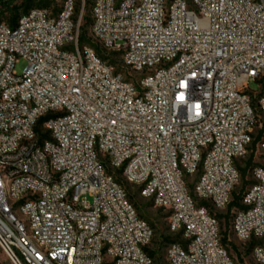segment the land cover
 Wrapping results in <instances>:
<instances>
[{"label": "built area", "instance_id": "built-area-1", "mask_svg": "<svg viewBox=\"0 0 264 264\" xmlns=\"http://www.w3.org/2000/svg\"><path fill=\"white\" fill-rule=\"evenodd\" d=\"M85 8L0 21V251L10 264H155V230L121 177L181 234L169 264H237L218 214L254 153L229 227L264 264V0H90L107 57L81 41Z\"/></svg>", "mask_w": 264, "mask_h": 264}, {"label": "rangeland", "instance_id": "rangeland-1", "mask_svg": "<svg viewBox=\"0 0 264 264\" xmlns=\"http://www.w3.org/2000/svg\"><path fill=\"white\" fill-rule=\"evenodd\" d=\"M86 1V8L83 13L84 18L82 20V26L85 30V40L82 41V43H86L96 50L102 51L98 43H95L92 41V37L90 34V22H88L86 19L90 18V0ZM62 0H51L50 7L58 9L61 6ZM83 0H77V5H82ZM81 10L78 14H80ZM114 61L116 66L121 69L122 64L119 59V57L114 56ZM27 66V62L25 59H20L16 63V71L19 74H22L24 71V68ZM260 82L257 81H250V88L259 91L261 89ZM125 185H127V188L132 192L133 194V200L132 202L137 208V212L139 216L147 220L154 228L155 235L154 238L150 244V249L155 252L154 256V262L155 264H169L166 257V249L168 246V242L164 239L167 236L174 237L177 235L176 233H173L169 229V216L168 212L163 210L162 208L156 206L151 200L142 198L138 194L137 186L134 184L127 183L123 178L120 177ZM248 179V178H247ZM192 186V185H191ZM242 187V182L237 186L236 191L239 192ZM89 201H92L91 197H88ZM223 227L225 226V220H222ZM229 240L234 243L239 248V254L232 251V256L236 260L237 264H256L253 260L250 251L247 250L248 245H244L242 242H240L232 233L229 235ZM0 260L4 264H10L8 259L5 257V255L0 251Z\"/></svg>", "mask_w": 264, "mask_h": 264}, {"label": "trees", "instance_id": "trees-1", "mask_svg": "<svg viewBox=\"0 0 264 264\" xmlns=\"http://www.w3.org/2000/svg\"><path fill=\"white\" fill-rule=\"evenodd\" d=\"M50 3H51V0H0V21H5L9 25L14 27L17 25L19 18L23 14H26L27 12H29L30 9H32L35 6L50 7ZM89 4H90V2H89ZM77 11H79V5H77ZM89 11H90V8H89ZM86 20L88 22H90V24H91V18H87ZM80 38H81V41H84L86 38L85 37V30H84L83 26L81 27ZM97 51L100 54H102L104 57L106 56L103 51H100V50H97ZM44 120H45V118L42 119L41 122H43ZM263 130H264V127H263ZM263 130H261V133H263ZM253 156H254V153H252L251 156L249 157V159L245 162V166L240 167L241 176H242L241 190L239 192H237L236 190L234 191L233 201L229 205L227 212L224 214H218L219 218L221 219L222 241H223L224 245L228 248L231 255H232V251L236 252L237 254H239L240 252H239V248L229 240V235H230L229 218H230L231 210L234 207H242V205H241L242 195H243L244 191L246 190L247 186L251 182L247 178H248L249 168L252 165ZM118 180L124 184L122 179L118 178ZM125 187L128 191V196H129L130 200L132 201L134 198L133 194L127 188V185H125ZM168 216H169V214H168ZM222 220H225V226L224 227H223ZM180 237H181V234L179 233V234L175 235L174 237L167 236L164 239L169 244L173 241H179ZM251 247H252V243L248 245L247 250L250 251ZM147 250H148L149 254L154 258L155 252L153 250H151L150 248H148Z\"/></svg>", "mask_w": 264, "mask_h": 264}]
</instances>
